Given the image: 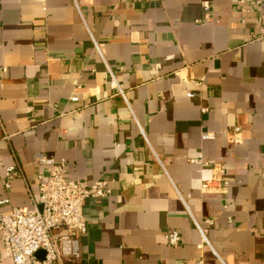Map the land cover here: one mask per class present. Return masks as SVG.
Instances as JSON below:
<instances>
[{"label":"crops","instance_id":"crops-1","mask_svg":"<svg viewBox=\"0 0 264 264\" xmlns=\"http://www.w3.org/2000/svg\"><path fill=\"white\" fill-rule=\"evenodd\" d=\"M202 1L0 0L4 213L52 154L113 189L84 203L88 264H264V0Z\"/></svg>","mask_w":264,"mask_h":264},{"label":"built area","instance_id":"built-area-1","mask_svg":"<svg viewBox=\"0 0 264 264\" xmlns=\"http://www.w3.org/2000/svg\"><path fill=\"white\" fill-rule=\"evenodd\" d=\"M201 6L202 20L211 19L212 1L203 0ZM252 6L259 8L262 5L257 0L252 2ZM261 32L264 34V25ZM93 41L95 48L102 54L98 42L94 38ZM117 88L124 95L119 85ZM188 95L193 97L196 93L191 91ZM72 99L78 100V97L74 96ZM141 131L144 133L142 128ZM211 137L212 134L203 133V138ZM36 158L39 164L49 166V172L41 177L40 194L33 208L22 210L14 207L9 213H4L1 206L10 202V199H0V247L4 248L14 264H88L84 260L81 244V235L87 231L84 203L88 197L108 196L113 189L105 179L87 185L80 180L68 178L65 158L57 159L54 155L45 153L38 154ZM7 174L12 177L18 174V170L11 166ZM203 185L207 187L209 182ZM195 223L204 244L210 245L202 225L197 221ZM165 238L172 245L181 240L177 230L167 232ZM39 251H44V254L38 256Z\"/></svg>","mask_w":264,"mask_h":264},{"label":"water","instance_id":"water-1","mask_svg":"<svg viewBox=\"0 0 264 264\" xmlns=\"http://www.w3.org/2000/svg\"><path fill=\"white\" fill-rule=\"evenodd\" d=\"M43 254H44V251H39V252L37 253L38 256H42Z\"/></svg>","mask_w":264,"mask_h":264}]
</instances>
